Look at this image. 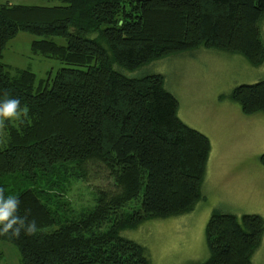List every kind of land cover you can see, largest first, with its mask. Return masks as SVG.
Listing matches in <instances>:
<instances>
[{
    "label": "trees",
    "instance_id": "1",
    "mask_svg": "<svg viewBox=\"0 0 264 264\" xmlns=\"http://www.w3.org/2000/svg\"><path fill=\"white\" fill-rule=\"evenodd\" d=\"M39 6L0 2V100L27 105L31 123H7L0 146V188L31 209L38 233L14 245L20 264H150L143 247L121 232L154 218L178 216L202 199L211 144L184 123L178 100L160 73L129 77L157 58L198 48L264 62L259 20L264 0H58ZM35 35L31 50L59 61L46 79L2 61L18 31ZM52 37H62L59 43ZM245 114L264 113V79L236 85L229 96ZM264 164V152L260 155ZM104 167L108 186L96 203L71 217L54 207L71 177ZM53 193V194H52ZM264 220L258 214L213 211L199 264H252Z\"/></svg>",
    "mask_w": 264,
    "mask_h": 264
},
{
    "label": "rangeland",
    "instance_id": "2",
    "mask_svg": "<svg viewBox=\"0 0 264 264\" xmlns=\"http://www.w3.org/2000/svg\"><path fill=\"white\" fill-rule=\"evenodd\" d=\"M8 1L31 6L60 4L58 0ZM259 29L264 43V15ZM36 38L18 31L7 41L2 61L12 70L30 69L39 81L46 79L49 71L53 74L60 64L31 50ZM52 39L65 43L62 37ZM114 68L129 77L162 74L165 88L178 100V117L206 135L211 144L201 184L202 199L193 210L146 220L121 234L143 247L150 264H199L209 256L205 227L213 211L237 217L258 214L264 220V164L260 161L264 152V113L245 114L229 97L236 85L264 79V62L254 66L239 53L200 46L157 58L134 70ZM5 137L4 130L0 146H4ZM103 169L89 166L86 180L71 177L63 190H55L54 207L69 217L93 207L97 196L94 187L108 186L111 179ZM251 261L264 264V233ZM0 264H20L14 245L0 241Z\"/></svg>",
    "mask_w": 264,
    "mask_h": 264
},
{
    "label": "clouds",
    "instance_id": "3",
    "mask_svg": "<svg viewBox=\"0 0 264 264\" xmlns=\"http://www.w3.org/2000/svg\"><path fill=\"white\" fill-rule=\"evenodd\" d=\"M4 99L0 100V135L3 134L7 123L21 130V126L31 123L29 108L21 106L18 98H9L7 92ZM7 122V123H6ZM21 201L17 196L7 195L3 188H0V234L19 238L23 232L25 235L34 236L39 229L35 219H29L31 209H25L24 215L19 214Z\"/></svg>",
    "mask_w": 264,
    "mask_h": 264
},
{
    "label": "crops",
    "instance_id": "4",
    "mask_svg": "<svg viewBox=\"0 0 264 264\" xmlns=\"http://www.w3.org/2000/svg\"><path fill=\"white\" fill-rule=\"evenodd\" d=\"M5 2H7L8 4H14V3H11L10 1H8V0H5Z\"/></svg>",
    "mask_w": 264,
    "mask_h": 264
}]
</instances>
